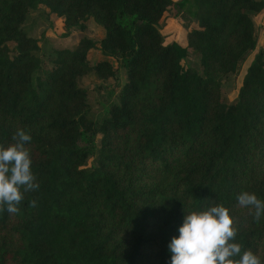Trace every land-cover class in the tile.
<instances>
[{
    "label": "trees",
    "instance_id": "16d2710c",
    "mask_svg": "<svg viewBox=\"0 0 264 264\" xmlns=\"http://www.w3.org/2000/svg\"><path fill=\"white\" fill-rule=\"evenodd\" d=\"M188 1L0 0V145L30 134L40 185L19 212L0 211V264H171L185 215L221 203L234 209L242 252L264 264V215L237 206L245 191L264 201L263 49L237 100L222 95L258 46L264 0H195L187 46L166 42L162 20ZM39 6L65 36L91 20L104 36L53 49L47 66L24 27ZM98 46L105 58L93 64ZM191 53L201 71L183 64ZM120 68L126 81L97 121L80 79L118 78Z\"/></svg>",
    "mask_w": 264,
    "mask_h": 264
},
{
    "label": "clouds",
    "instance_id": "9594fccd",
    "mask_svg": "<svg viewBox=\"0 0 264 264\" xmlns=\"http://www.w3.org/2000/svg\"><path fill=\"white\" fill-rule=\"evenodd\" d=\"M12 140L6 147L0 145V211L6 207L15 214L25 194L40 185L32 171L31 149L26 146L31 135L20 129ZM30 206L35 207L36 201ZM237 206L254 208L257 222L264 215V201L254 193L238 194ZM233 213L234 209L221 203L186 214L179 236L169 245L171 264H262L257 254L250 249L242 252V245L235 242L239 228Z\"/></svg>",
    "mask_w": 264,
    "mask_h": 264
},
{
    "label": "rangeland",
    "instance_id": "374dc122",
    "mask_svg": "<svg viewBox=\"0 0 264 264\" xmlns=\"http://www.w3.org/2000/svg\"><path fill=\"white\" fill-rule=\"evenodd\" d=\"M194 8L195 0H189L184 10L178 14H176V9L166 13L161 23V31L166 37V42L177 41L181 45L187 46V24L192 17ZM255 20L260 29V38L256 50L247 56L238 74L222 81L223 99L229 104L237 100L239 89L250 61L260 49L264 50V28L260 24L259 15L255 17ZM24 27L31 36L39 39L42 52L44 53V62L47 66H50L48 59L53 49L62 47L74 48L83 36H89L96 41H100L104 36L103 28L94 20L88 21V28L84 32L72 31L70 35L65 36L66 29L62 19L57 16L51 18V14L45 6H39L36 10L30 11ZM102 58H105V56L99 46L91 50L90 59L93 64ZM111 61L117 62L114 58H111ZM183 64L201 71L200 56L197 53L189 54L183 60ZM125 81L126 73L123 68H120L118 78H109L107 81L101 80L95 73H90L80 79V85L86 87L89 91L88 101L92 107L91 116L95 120L100 121L102 119L106 106L112 100L117 99V94ZM100 138L101 135L99 134L98 140ZM94 164H96V155L88 157L85 166L91 168Z\"/></svg>",
    "mask_w": 264,
    "mask_h": 264
},
{
    "label": "crops",
    "instance_id": "0c3cea01",
    "mask_svg": "<svg viewBox=\"0 0 264 264\" xmlns=\"http://www.w3.org/2000/svg\"><path fill=\"white\" fill-rule=\"evenodd\" d=\"M53 16H54V15L51 14V18H53ZM259 17H260V19H261L262 16L260 15ZM260 24H261V26L264 28V24H263V22H260Z\"/></svg>",
    "mask_w": 264,
    "mask_h": 264
}]
</instances>
